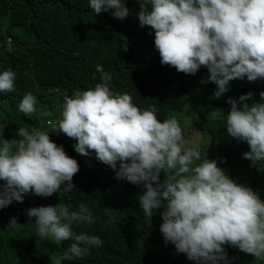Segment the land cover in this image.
I'll list each match as a JSON object with an SVG mask.
<instances>
[{"label":"clouds","instance_id":"obj_1","mask_svg":"<svg viewBox=\"0 0 264 264\" xmlns=\"http://www.w3.org/2000/svg\"><path fill=\"white\" fill-rule=\"evenodd\" d=\"M137 2L140 26L154 32L161 65L186 75L205 67L210 75L201 83L216 85L214 98L225 94L232 80L264 79V0ZM89 7L97 16L114 9L113 18L121 21L129 15L122 0H90ZM15 79L11 69L0 73V92L14 91ZM111 79L103 73L102 82L94 88L78 90L74 96L65 94L61 118L53 127L19 128V139L3 141L0 209L14 201L23 203L29 193L47 198L65 185L63 191L71 192L73 177L80 171L77 153L90 157L94 152L96 160L115 171L118 179L143 185V194H136V199L145 224L160 226L164 243L174 245L178 254L195 264H229L224 249L228 245L257 262L264 261V201L259 194L230 179L217 160L202 159L198 147H187L186 128L181 129L175 117L161 122L154 105L141 111L129 94L110 91ZM252 95L241 96L239 101L229 98L231 110L225 122L227 135L249 146L243 158L256 166L264 161V103L251 107L243 103ZM259 95L264 100V92ZM36 103L37 98L28 93L19 111L31 115ZM56 138L60 146L54 143ZM26 215L29 220L35 218L41 239L57 245L73 241L66 260L83 259L103 244L98 236L72 230L74 222L77 227L89 224V229L96 221L83 203L78 211L58 204L32 207ZM17 225L11 218L8 227Z\"/></svg>","mask_w":264,"mask_h":264},{"label":"trees","instance_id":"obj_2","mask_svg":"<svg viewBox=\"0 0 264 264\" xmlns=\"http://www.w3.org/2000/svg\"><path fill=\"white\" fill-rule=\"evenodd\" d=\"M122 2L129 11L123 21L113 18L114 9L97 16L89 7L90 0H0V73L9 69L16 73L14 91L0 92V146L4 140L19 139V128L53 127L61 118L65 94L74 96L78 90L92 89L102 82L103 73H108L112 77L110 91L129 94L141 111L154 105L161 122L175 117L179 124L184 120L190 123L187 134L210 132L211 140L205 145L209 160H217L230 179L250 187L264 201V161L253 166L244 159L249 146L229 137L225 122L231 110L229 98L239 101L251 92L252 97L243 103L249 107L264 103L259 95L264 92V79L232 80L228 91L216 100V85L201 83L210 75L205 67L195 75H186L161 65L154 32L140 26V4L137 0ZM28 93L37 103L36 112L26 116L19 111V104ZM186 141L187 147H194ZM200 153L206 158L204 150ZM77 156L80 171L74 176L71 192L63 191L65 185L47 198L29 193L23 203L14 201L0 209V264H15L14 259L21 264H195L185 254H178L174 245L164 243L160 226L145 224L136 199V194H143V185L113 181L110 174L114 171L97 161L94 152L90 157ZM81 203L96 221L89 229V224L77 227L74 222L72 230L98 236L103 244L83 259L66 260L73 241L56 244L51 250L49 239L39 237L35 218L29 220L26 213L32 207L58 204L78 211ZM163 211V207L158 210L160 217ZM111 217L115 219L110 222ZM11 218L17 220V226L8 227ZM24 232L30 239L20 243ZM224 249L229 264H264L253 256L252 261L247 259L238 248L225 245Z\"/></svg>","mask_w":264,"mask_h":264},{"label":"rangeland","instance_id":"obj_3","mask_svg":"<svg viewBox=\"0 0 264 264\" xmlns=\"http://www.w3.org/2000/svg\"><path fill=\"white\" fill-rule=\"evenodd\" d=\"M216 99V98H215ZM216 100H218V99H216ZM1 117H3L2 115H0V118ZM190 123L188 122V121H186V120H184V123L183 124H180V127H184V128H186V129H189L190 127ZM57 134H60V133H57ZM211 134H210V132H204V133H202V134H200V133H194V132H191V133H189V134H187V139L188 140H190L189 142H193V146L194 147H197V146H200L199 147V151L200 152H202V150H204L205 151V156H206V158L209 160V159H211V156L207 153V148L205 147V145L207 144V143H209V141L211 140V136H210ZM54 143H56L58 146H60V143H59V139H55V142ZM200 144V145H199ZM203 155H204V153H203ZM201 158H202V156H201ZM197 163H199V161H197ZM117 170H118V168H117ZM110 178L113 180V181H118V180H120V179H118L117 177H116V172L114 171V172H112L111 174H110ZM75 178L76 177H73V180H75ZM31 194V196H33V194L32 193H30ZM93 215V214H92ZM20 227H22V225H20L18 228H17V230H20ZM30 239V235H29V233H26V232H24L21 236H20V238H19V241H20V243L22 242V240H29ZM49 243H50V248H51V250H55L56 249V243H54L51 239H49ZM23 248H24V246H23ZM240 253L242 254V255H244V257H246L247 259H249V260H251L252 261V257H251V255H248V254H245V253H243V252H241L240 251ZM173 257L175 256V254H171ZM14 262H15V264H21V262L19 261V260H17V259H14Z\"/></svg>","mask_w":264,"mask_h":264}]
</instances>
